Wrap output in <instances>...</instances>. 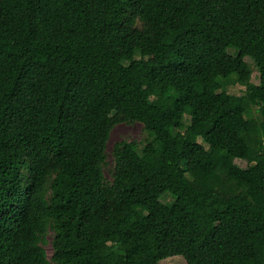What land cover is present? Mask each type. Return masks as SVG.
I'll use <instances>...</instances> for the list:
<instances>
[{
    "label": "trees",
    "instance_id": "16d2710c",
    "mask_svg": "<svg viewBox=\"0 0 264 264\" xmlns=\"http://www.w3.org/2000/svg\"><path fill=\"white\" fill-rule=\"evenodd\" d=\"M132 122L154 150L107 178ZM47 218L57 264H264V0H0V264H42Z\"/></svg>",
    "mask_w": 264,
    "mask_h": 264
},
{
    "label": "rangeland",
    "instance_id": "374dc122",
    "mask_svg": "<svg viewBox=\"0 0 264 264\" xmlns=\"http://www.w3.org/2000/svg\"><path fill=\"white\" fill-rule=\"evenodd\" d=\"M225 25H231L233 23L232 16L226 14L224 16ZM253 28H259L260 24L257 22L252 23ZM251 64V81L254 83L258 82V73L256 68L252 63ZM244 82L238 76H232L228 83L224 87V91L233 94H241L244 89ZM217 91H220L217 90ZM234 112L237 116L236 127L233 129L232 134L238 133L242 130L246 120L253 117L255 114L254 107L249 106L245 102H238L234 108ZM190 110L185 108L183 112V125L188 124L190 120ZM128 142L132 144L140 153H152L154 150V141L152 137L147 133V131L142 127L138 122L132 123H117L115 124L111 131L107 141V164L104 168L106 177H110V169L112 167V158L111 150L112 147L118 142ZM208 159V156H205V160ZM234 161L242 167L247 165L246 161L240 159H234ZM22 173L27 181L31 180V173L28 168L22 169ZM56 174V169L54 167H49L45 169L43 175L47 182L52 181ZM51 196L50 187H47L43 193L44 202L48 205L49 198ZM162 200L165 202H170L171 197L168 194L162 196ZM56 234L55 225L52 219H46V227L43 231H34L32 233L34 244L39 250L40 258L42 264H57L53 258V248L52 242ZM162 264H188L186 258L182 255H168L161 260Z\"/></svg>",
    "mask_w": 264,
    "mask_h": 264
}]
</instances>
